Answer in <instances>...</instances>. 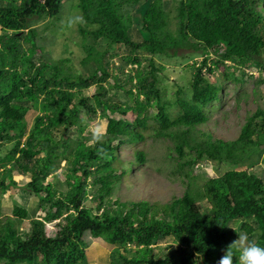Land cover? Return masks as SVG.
<instances>
[{
	"label": "trees",
	"instance_id": "obj_1",
	"mask_svg": "<svg viewBox=\"0 0 264 264\" xmlns=\"http://www.w3.org/2000/svg\"><path fill=\"white\" fill-rule=\"evenodd\" d=\"M65 1H75L77 12L65 27L83 55L84 72L77 75L71 72L70 57L51 62L36 54L45 51L37 45L33 26L58 19ZM164 4L0 0V146L13 142L0 159V191L18 186L14 171L29 176L21 191L36 196L43 213L31 217L14 206L17 220L31 219L22 233L9 219L0 220V264H82L93 260L86 258L88 248L94 252L102 246L111 249L110 264H218L243 232L240 226L249 221L255 226L246 232L249 240L264 247V109L248 116L232 140L214 139L199 129L209 122L213 104L221 102V78L243 83L252 76L246 70L264 72V0H178L174 11ZM133 30L141 41L132 36ZM66 47L62 54L70 55ZM113 49L128 51L120 67L109 61L116 57ZM181 51L202 59L190 65L189 92L178 88L168 99L163 67L154 60L178 58ZM126 66L125 82L118 85L114 71L123 74ZM235 67L239 73L230 71ZM215 73L217 79L209 80ZM108 80L123 93L115 103L111 85H105ZM31 108L37 116L28 128ZM96 117L105 124L102 135L86 131ZM75 136L76 147L67 155L63 139ZM147 137L171 143L167 168L183 187L181 195L162 206L111 202L113 189L135 167L148 163L142 149L122 163L119 150ZM65 155L67 190L57 196L44 181ZM203 164L224 173L195 175V167ZM91 177L100 192L91 197L95 205L86 207ZM53 223L54 236L48 237L45 227ZM84 234L91 239L88 244ZM168 239L176 248L156 257L153 248Z\"/></svg>",
	"mask_w": 264,
	"mask_h": 264
},
{
	"label": "rangeland",
	"instance_id": "obj_2",
	"mask_svg": "<svg viewBox=\"0 0 264 264\" xmlns=\"http://www.w3.org/2000/svg\"><path fill=\"white\" fill-rule=\"evenodd\" d=\"M178 0H165L164 6L166 8L172 9L177 4ZM75 1L71 2L65 1L62 6L60 16L58 19L49 18L45 22H38L33 27L38 31V41L37 45L41 46L45 53L36 51L37 58L41 56V60H49L55 62L59 58L65 59L70 57L73 62V69L71 72L78 73L84 72L83 67L80 65V60L83 55L78 51V47L75 46L76 40H73V35L69 34L66 24L77 15V12L72 8ZM174 13V12H173ZM48 26L47 29H44ZM152 24L148 25L150 29ZM132 36L137 41H141L140 35L136 30H133ZM74 41V42H73ZM67 45V49L71 52L70 55L62 54L64 50V45ZM25 47V43H22ZM33 45H30L32 47ZM27 47V45H26ZM111 54L116 57L109 59L111 65L114 67L122 66L121 58L128 54L127 50L113 49ZM186 52L181 51L178 58H155V63L163 67L160 72L163 77V87H165L166 98H172L175 91L178 88H184L185 92H189V83L191 80L192 69L190 67L191 63L194 61H200L202 58L198 55L186 57L184 56ZM183 55V56H182ZM130 70V66H126L123 74L118 71H114V74L118 78V85H122L126 79V73ZM230 71L234 73H239L240 69L238 67L232 68ZM246 74L252 75L251 78L245 79L243 83H231L226 82L221 78L224 84V91L221 95V102L213 104L211 116L209 122L199 129L202 131L209 132L214 139L221 140H232L236 138L239 134L240 127L244 124L246 118L255 112L258 108L264 109V72H254L246 70ZM218 74H214L208 79L213 81L217 79ZM106 87L111 85L110 95L112 96V102H117V99L123 95L122 91L115 89L113 80L107 81ZM109 83V84H108ZM88 94H93V88L87 90ZM189 97V93L186 94ZM37 112L30 109L29 116L26 117L28 122V128L33 124V119L37 116ZM87 132L97 133L99 135L104 134L105 124L98 117L92 120L86 127ZM123 135L127 132L126 129L122 128ZM78 137H71L63 139L65 148L68 147L67 155L71 154L75 147ZM87 144H92L88 141ZM171 146V143L167 140L156 141L152 137H147L143 143H139L135 146H123L119 150L118 157L120 161H130L132 160V152L135 149L144 150L148 157V163L144 165H139L135 167L129 176L124 179L119 185L113 189L110 193L109 200L120 202H141L146 201L150 204H155L162 206L163 204L170 201L172 197H179L183 191V187L180 185L177 176L170 174V170L167 168L168 160L166 159V154L168 153L167 148ZM13 148V142L4 143L0 146V159L3 158L11 149ZM172 155V154H171ZM66 155L57 159L58 168L53 173H51L46 180L45 184H50L52 189L56 192L55 195L64 193L67 190L65 186V176H66V166H65ZM123 163V162H122ZM264 167V166H262ZM2 169H0V172ZM224 173L223 168L214 170V168L209 164H203L199 167H195V175L203 178L218 177ZM13 181L17 183V187L11 188L8 191H0V220L9 219L10 222L14 223V227L19 230L20 233L27 231L30 228V220L20 221L17 220L13 215L14 206H20L29 212L31 217L43 216L39 207V200L36 196L28 195L21 191L22 187L29 182V176H22L18 172H13ZM88 191V201L85 202L86 207H92L95 204L91 202V197L96 192H100V187L93 185V178L87 180ZM98 195V194H97ZM42 207L47 208V205ZM56 223V222H55ZM252 224L250 221L240 226V230L244 233L251 232ZM255 227V226H254ZM46 235L48 237L54 236L55 228L53 224H47L45 227ZM240 232V233H243ZM83 241L87 244L91 242L88 234H84ZM95 243V241H92ZM96 245V244H94ZM102 245V244H101ZM169 247L176 248V245L170 239L160 241L153 249V253L156 257H165L172 250ZM95 248L94 252L90 251L88 248L89 258L93 260H85L82 264H110V252L111 249L108 246H102ZM103 252V253H101Z\"/></svg>",
	"mask_w": 264,
	"mask_h": 264
},
{
	"label": "clouds",
	"instance_id": "obj_3",
	"mask_svg": "<svg viewBox=\"0 0 264 264\" xmlns=\"http://www.w3.org/2000/svg\"><path fill=\"white\" fill-rule=\"evenodd\" d=\"M234 257L237 258V264H264V247L250 241L246 233H241L227 247L218 264H234Z\"/></svg>",
	"mask_w": 264,
	"mask_h": 264
}]
</instances>
